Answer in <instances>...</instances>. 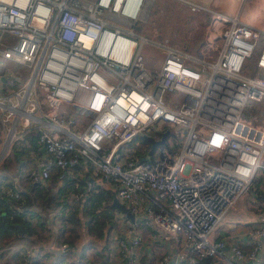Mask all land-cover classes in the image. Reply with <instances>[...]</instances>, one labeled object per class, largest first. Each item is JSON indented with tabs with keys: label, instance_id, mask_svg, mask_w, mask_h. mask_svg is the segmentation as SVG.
Returning a JSON list of instances; mask_svg holds the SVG:
<instances>
[{
	"label": "built area",
	"instance_id": "built-area-1",
	"mask_svg": "<svg viewBox=\"0 0 264 264\" xmlns=\"http://www.w3.org/2000/svg\"><path fill=\"white\" fill-rule=\"evenodd\" d=\"M148 1L0 0V161L18 144L34 181L46 184L53 166L78 179L81 160L107 179L135 216L114 212L113 264H150L156 252L169 264L175 248L179 264H244L264 249V209L249 252L217 232L241 197L264 195V119L245 115L264 102V30L243 20L245 0H182L211 12L197 49L218 48L208 61L137 33ZM146 44L164 47L160 63L144 59ZM166 129L169 147L136 154L137 138ZM64 214L46 221L56 229Z\"/></svg>",
	"mask_w": 264,
	"mask_h": 264
},
{
	"label": "trees",
	"instance_id": "trees-1",
	"mask_svg": "<svg viewBox=\"0 0 264 264\" xmlns=\"http://www.w3.org/2000/svg\"><path fill=\"white\" fill-rule=\"evenodd\" d=\"M184 49L186 50V48ZM29 137L33 148L38 149L37 131L30 132ZM141 137L143 142H148L145 137ZM15 150L21 166L27 168V160L23 159V156L27 155L28 149L15 144ZM73 169L79 173L78 179L61 177L60 167L53 166L51 176L46 184L34 181L30 171L22 173L20 182L23 187L20 188L16 187L15 180L12 182L10 177L0 172V256L9 252L7 251L8 245L26 235L38 241L41 240L47 252L43 255H32L16 251L11 255L12 259H21L24 264H26L25 261L28 263V260L30 264H113L110 236L115 224L114 212L118 210L112 205L115 190L108 185L107 179L97 180L92 175L91 166L83 160ZM88 172L94 178L93 182L87 176ZM91 183L93 184L91 185ZM88 186H91L90 190H88ZM5 187L10 189L11 193L3 192ZM80 193H84V195L78 198ZM32 206L61 207L65 214L60 219L59 227L54 229L46 225ZM80 207L83 208L79 209ZM36 217L38 221H32ZM83 217L87 219L88 233L97 234L103 242V247L97 248L91 254L88 252L90 244L79 248L75 243L79 237L78 222ZM106 223L109 224L107 228H105ZM18 224L27 229L25 233ZM53 237H55L57 246L67 244L65 251L58 254L48 246ZM51 255L55 259L47 263L46 259ZM212 261L214 259L210 258V262Z\"/></svg>",
	"mask_w": 264,
	"mask_h": 264
},
{
	"label": "rangeland",
	"instance_id": "rangeland-1",
	"mask_svg": "<svg viewBox=\"0 0 264 264\" xmlns=\"http://www.w3.org/2000/svg\"><path fill=\"white\" fill-rule=\"evenodd\" d=\"M248 1L249 0H245L243 2V20L247 22L249 21L255 25L264 26V3L255 8V4ZM206 5L211 10H213V5L211 4V2H207ZM211 19V12L200 10L196 11L192 7L184 3L182 0H149L144 9L143 18L137 22V24L134 26V29L137 33L149 38H154L163 45L165 44L168 46L177 47L182 50H185L184 48H186L185 51H188L189 53L195 55H198L196 53L201 52V56H205L204 58L206 60L215 61L217 54H219L218 48H204L205 46H203V48L197 52V49L202 44L204 38H207L211 33ZM172 41H174L175 43H173ZM187 47H190V49H187ZM143 55L147 62H149L150 64L160 63L164 58V47H158L154 44H146L143 49ZM255 70V61H253V59H248L244 72L253 74ZM68 108L72 112L75 111L71 106H68ZM245 115H257L259 122H261L264 119V102L250 101L246 108ZM172 133L174 134L173 129ZM153 134L154 133H151V135ZM1 137L2 133L0 131V141ZM144 144H148L149 148L151 147V143L149 141L147 143L143 142L142 137L137 138L134 142L136 154L142 159L151 160L154 155L160 152V145H158V147H156L155 153L149 155V149L145 150ZM0 145H2V143H0ZM165 146L169 147L170 144H165ZM14 150L15 145L11 147V150L7 157L0 161V172L10 177V180L12 182L15 180L16 187L20 188L21 186L23 187V184H21L20 182L21 174L28 173V170L26 166L24 168L21 166V164L19 163L18 154L16 155V150L15 152ZM23 159L28 160V155L25 154V156H23ZM83 207H80L79 209H82ZM33 209L39 214L41 218H43V221L46 225H51L50 228L53 227L52 224H49V222L46 221V218L47 214L55 208H50L47 206L33 207ZM86 220L87 219L83 217L82 220H79L78 222L77 229L79 232V237L77 238L75 243L79 248L90 244L91 247L88 252L89 254H91L97 248H102L103 242L97 236V234L91 235L88 233ZM107 227H109L108 223H106L105 225V228ZM13 244L14 243L12 242L7 246V251H9L7 254L5 253L4 255L0 256V264H24L22 263L21 259L11 258V255L18 251L11 248ZM25 249L31 248L27 247ZM31 252V254L37 255L34 254V250H32ZM158 256L159 253L156 252V255L154 256V258H152V260H150L149 263L156 264L155 260ZM65 263L67 262L65 261Z\"/></svg>",
	"mask_w": 264,
	"mask_h": 264
},
{
	"label": "crops",
	"instance_id": "crops-1",
	"mask_svg": "<svg viewBox=\"0 0 264 264\" xmlns=\"http://www.w3.org/2000/svg\"><path fill=\"white\" fill-rule=\"evenodd\" d=\"M248 2H252L253 4H255V8H257L260 4L264 3V0H249ZM252 25L264 30V26H259L255 24ZM251 59L255 61L254 58ZM262 209H264L263 194L262 196L258 195L255 197L253 196V194H248L246 196L241 197L240 200L237 202L236 206L228 212L226 218L222 221V224L219 227V231L217 232L218 237L225 238L229 242L236 241L235 243L240 246L244 252H249L253 247V234L251 233V231L253 226L257 223H260L261 218H263V212L261 211ZM262 241H264V237ZM13 243L14 244L12 245V247H14V250H23L26 251V253L28 254H31L32 250H34V254L37 255H43L47 252L45 249L46 247H44L43 242L41 240L38 241L33 237H29L26 235L16 239ZM48 246L50 247V242ZM54 246L57 247L56 243H54ZM27 247H30L31 249H25ZM54 259L55 257L51 255L46 260L47 263H49V261H53ZM147 260L148 258L146 255L143 258V264H145ZM25 262L26 264H30L29 260L28 263L27 261ZM211 263L218 264L216 261H212ZM244 264H264V249L259 251L258 255L254 259L248 258L244 260Z\"/></svg>",
	"mask_w": 264,
	"mask_h": 264
},
{
	"label": "water",
	"instance_id": "water-1",
	"mask_svg": "<svg viewBox=\"0 0 264 264\" xmlns=\"http://www.w3.org/2000/svg\"><path fill=\"white\" fill-rule=\"evenodd\" d=\"M170 133L169 129H166L163 133H162V137L160 139H155L153 136L145 134L144 137L149 140L151 142V148L149 150V155L153 154L154 150L156 149V147L159 144H165L166 143V139L168 134ZM45 149V148H44ZM88 176L91 178L92 182L94 181V178L91 177L88 173ZM112 205L116 208H118L119 210L125 212L127 214L128 217L134 219L135 216L134 214L130 211V209L127 207V205L125 203H122L120 201V199L118 198V196L116 195V193H114L113 196V201H112ZM19 228L22 229L23 232H26V228L23 225H19ZM55 243V237H53L50 241V247L52 248L53 251H55L56 253H61L62 251L54 246ZM175 251V255L173 257V259L169 262V264H176L177 262H179L181 260V258L177 255V248L174 249ZM210 259L206 258L205 262H209Z\"/></svg>",
	"mask_w": 264,
	"mask_h": 264
},
{
	"label": "bare ground",
	"instance_id": "bare-ground-1",
	"mask_svg": "<svg viewBox=\"0 0 264 264\" xmlns=\"http://www.w3.org/2000/svg\"><path fill=\"white\" fill-rule=\"evenodd\" d=\"M144 56V55H143ZM144 59H145V57H144ZM146 60V59H145ZM147 61V60H146Z\"/></svg>",
	"mask_w": 264,
	"mask_h": 264
}]
</instances>
